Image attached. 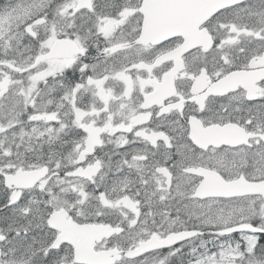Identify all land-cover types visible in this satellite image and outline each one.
Segmentation results:
<instances>
[{
	"label": "snow or ice",
	"instance_id": "1",
	"mask_svg": "<svg viewBox=\"0 0 264 264\" xmlns=\"http://www.w3.org/2000/svg\"><path fill=\"white\" fill-rule=\"evenodd\" d=\"M0 264H264V0H0Z\"/></svg>",
	"mask_w": 264,
	"mask_h": 264
}]
</instances>
